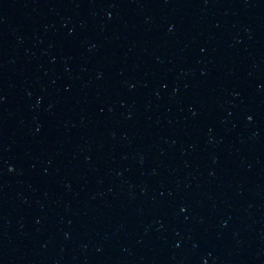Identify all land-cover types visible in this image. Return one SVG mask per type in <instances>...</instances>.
I'll list each match as a JSON object with an SVG mask.
<instances>
[{"label":"water","instance_id":"water-1","mask_svg":"<svg viewBox=\"0 0 264 264\" xmlns=\"http://www.w3.org/2000/svg\"><path fill=\"white\" fill-rule=\"evenodd\" d=\"M175 0H0V264H69Z\"/></svg>","mask_w":264,"mask_h":264}]
</instances>
